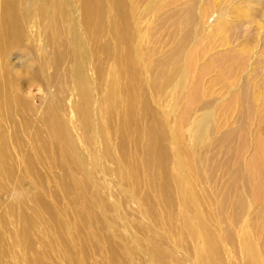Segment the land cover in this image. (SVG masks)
Returning a JSON list of instances; mask_svg holds the SVG:
<instances>
[{
    "label": "rangeland",
    "instance_id": "rangeland-1",
    "mask_svg": "<svg viewBox=\"0 0 264 264\" xmlns=\"http://www.w3.org/2000/svg\"><path fill=\"white\" fill-rule=\"evenodd\" d=\"M197 1L195 14L204 18L192 30L191 50L196 58L203 54L197 70L189 80L180 76L178 82L187 85L174 88L178 76L170 66L156 98L143 86L148 91L135 95L144 107L138 105L131 119L122 89L110 95L109 65L103 77L94 68L88 53L96 40L90 48L83 40L75 43L68 18L58 26L32 9L13 44L0 0V264H248L247 242L256 250V264H264V185L255 197L242 182L231 185L235 160L245 171L254 170L253 187L260 180L256 175L264 181V0ZM18 8L25 17L26 10ZM134 10L141 31L137 44L147 50L155 14L141 21L142 6ZM209 11L213 16L207 19ZM109 28L103 26L106 35ZM177 40L179 35L165 51ZM238 55L250 59L242 68L240 60L233 63ZM80 66L94 102L89 119L82 118L73 74ZM169 76L172 86L164 83ZM242 84L249 87L251 106L234 102L243 95ZM50 108L71 144L66 160L49 127L55 121ZM156 125L163 142L155 153L163 163L148 166L139 140L146 141ZM243 126L245 136L235 138L239 154L227 162L222 137ZM194 157L200 179L186 170Z\"/></svg>",
    "mask_w": 264,
    "mask_h": 264
},
{
    "label": "bare ground",
    "instance_id": "bare-ground-1",
    "mask_svg": "<svg viewBox=\"0 0 264 264\" xmlns=\"http://www.w3.org/2000/svg\"><path fill=\"white\" fill-rule=\"evenodd\" d=\"M2 1H3V5H4V8H2V17H3L2 20H3L4 26H5V32L9 38V42H11L13 44H15L18 41L20 34L23 32L22 27L26 26L25 23H27L26 21L30 18V14H31L32 9L36 10V13L38 14L39 17L47 18V20L53 19L55 22L58 23V26H61V25H63V23H66L65 18H68L69 22H71L70 26H72L74 28L75 43L83 40V42H85V46L87 48L88 47L90 48L89 42L96 40L95 44H92V45H94V48L93 49L90 48L89 49L90 53H88V54H91L93 59H94L93 60L94 61V68L97 71L98 76H101V73H102L101 71L103 70V68H105L107 70L108 65H109V71L112 72V77H114L113 78V85L111 84V88H110V90H113V91H111L112 94H110V95H112V97H113L116 94L114 92L115 90H117V92H118L120 89H122V91L124 93L122 103L126 105V107L128 109L127 111H129L130 114L132 113L131 119H133L132 117H135V119L137 118V116L135 115L136 114L135 109L136 108L138 109V105H140V104L142 105L144 103V102L140 103L138 101L141 98V96H139L140 98L138 99L137 96L135 95V94H140L139 92H141L142 88H143V90L145 89L143 86L146 85L145 87L148 88L151 92L155 91L154 96H155V98L158 97V93L160 92V90H159L160 88H158V86L160 84L159 80H161L163 77H165L166 72L170 66L172 67V70L175 72V74L178 76V78L175 79L176 82H175L174 88L177 87L178 84H180L182 86L187 85L184 82H178L179 77L185 76V78L187 80H189V78L192 76L191 75L192 71L193 70L195 71V69L197 70V65H196L197 60L200 58V56L203 55V54L199 53L197 58H196L197 52H193L191 50V48H192L191 46L193 45V42L195 40L193 33H192V30L195 27L201 25L202 21L204 19L203 16H201V15L199 16V15L195 14V12L197 10H199L200 6H201V2L197 1V0H178V1H175V0H134V1H132V0H24L22 4H21L22 0H2ZM176 2H178V4H176ZM19 5H21V7H23V9L26 10L25 17H21L19 15V12H17L19 9L18 8ZM136 5L142 6V8H143L141 21H142L143 17L150 18L155 14L154 21L151 25L152 29L150 31V34H151V39L149 40L150 46L147 50H141L137 44V39L139 38L137 34H138V32H141V31H140L139 25L135 26L136 18H135V13H134V11H135L134 7ZM207 5H210V3L209 4L207 3ZM45 8H46V10H45ZM49 8H51L53 10H50ZM173 10H176L175 14L173 13ZM211 16H213V12L209 11L206 14V18L209 19ZM108 25L110 28H109V31L106 35L104 33L103 26L107 27ZM226 31H227V28H226ZM198 33H197V35H198ZM161 34H163V36L159 37V35H161ZM245 34H247L246 29H245ZM81 35H82V37H81ZM176 35H179V40L176 41L175 46H173L170 50L165 51V48L169 45V43L174 41ZM103 39L108 41L109 43H112V45L105 43ZM247 41L250 42V40H247ZM82 45H84V43L80 44L79 46H82ZM206 50L207 49H203L202 51L205 52ZM77 52H79V51H77ZM234 54H235V52L232 51L231 55L234 56ZM248 57L249 56L240 58L239 55L237 57H232L233 63L240 60L241 61L240 64H242V65H240L239 67L242 68L243 66L246 65V62H248L250 60ZM59 63H61L60 58L56 57L54 65L57 67L59 65ZM80 65H82V64L80 63ZM84 67H85V65H84ZM236 68H235V70H236ZM151 70L155 71V74H154V72L151 74L150 73V72H152ZM231 71H233V69H231L230 72ZM103 73H102V77L104 76ZM139 73L140 74L142 73V75H139ZM149 73L151 75H154V77L150 76ZM73 74L76 78L78 89H79V92L81 93V97H82V102H81L82 106L80 107L82 118L83 119H89L88 118L89 108L94 103V102L92 104L90 103V95H91L90 93L91 92H89V90H88L89 89L88 87H90L89 82L85 79L84 69L82 66L77 67ZM156 74L158 75L157 78L155 77ZM201 74L203 75V73H201ZM144 75H147V76L149 75L150 78H146V80H144V78L146 77ZM170 75H171V73H170ZM152 77L155 79H151ZM169 77L164 78V81L166 79V82H164V83H166L168 86H172L174 79L172 78L173 76L170 78ZM118 79H119V81H117ZM196 81H198V80H196ZM200 81L201 80H199L198 82L200 83ZM195 84H197V82H195ZM115 86H117L116 89H115ZM242 86H244V85L242 84ZM164 88H165V86H164ZM145 91L147 92L148 90H144V92ZM185 91H186V88H185ZM96 92H97V90H96ZM242 94L243 95L236 97L234 102L241 101V103L251 106L249 87L248 86L243 87ZM142 95L144 96V93ZM191 98H193V97L188 96L187 101H190ZM194 98L193 99L196 100L197 96L195 95ZM106 99H107V97H106ZM141 100H142V98H141ZM147 102H149V101H147ZM89 103H90V106H89ZM186 104H187V102H186ZM105 106H106V108L109 107L107 105H105ZM148 109H150V108H147L146 112H148ZM124 111H125V109H124ZM150 111H152V110H150ZM50 112L52 113V116H53V117H51V119H55V121L52 120L49 127H50L52 133L55 135V138L57 139L56 142H58V141L61 142L60 154L63 155L64 159L66 160L68 158V153L70 152V149H71L70 148L71 144L67 140V137L65 136L66 135L65 130L61 127L62 124L60 125V122L58 120L59 118L56 115H54L51 108H50ZM108 112L109 111H107L106 113L108 114ZM137 112H139V111H137ZM143 112H145V111H143ZM79 113L80 112H78V115H79ZM93 113H94V111H93ZM150 113H152V112H150ZM107 114H106V117H107ZM146 114L148 115L149 113H146ZM152 115L153 114H151V115L149 114V117L150 116L152 117ZM92 116H90V117H92ZM140 116H142V115H140ZM111 118H113V117H111ZM154 119H156V117ZM121 120H122V118H121ZM85 122L86 121L84 120V123ZM204 123H205V119L204 118L200 119L199 126L201 124H204ZM88 124H91V123H87L86 125H88ZM85 128H87V126ZM245 129H246V127L243 126V127L236 129L235 131H230V132H227L225 135H223V137H222L223 148H224L225 155H227V159H229L227 162H230L233 159V154L235 152L237 154H239V149L237 152L236 151L237 147L234 146L235 140H236L235 138H239V137L242 138L243 135L245 136V134H243ZM197 132H198V130H197ZM246 134H248V132ZM201 135H204V128L201 131ZM146 136H147L146 141H144L143 139L139 140L142 147L147 150V157L149 160L145 161L146 165L156 166L158 164L159 166H162V163H163L162 157H158L159 154L157 155V153H155V151L158 148H161V146H162L163 131L161 129H159L157 127V125L152 126L149 128ZM241 138H239L238 140H240ZM247 138L248 137H246L245 139H247ZM56 139H54V140H56ZM243 139H244V137H243ZM243 143H244V141H243ZM261 144H260V147H261ZM58 145H60V144H58ZM244 145H246V144H244ZM123 146H124V144L122 145V147ZM241 147H243V146H241ZM262 148L264 149L263 145H262ZM73 149H75V148H73ZM243 149H245V148H243ZM261 150H260V154H261ZM262 151H264V150H262ZM183 152H185V153H183L184 159L190 160L191 157L187 154V152L184 150H183ZM71 153H72V150H71ZM256 156H258V155L256 154ZM241 158H243V157H241ZM241 158H239V159L241 160ZM255 158H257V157H255ZM258 158H259V156H258ZM263 158H260L259 160H261ZM193 159L194 160H192L191 163H187L186 170L190 174L192 172H195V177L200 179L199 178L200 174L199 173H198V175L196 174V171H199L198 168H199L200 164L196 162L197 160L195 159V157ZM253 161L255 162L258 160L251 159V163ZM65 162H63V163H65ZM227 162H225V163H227ZM263 164L260 163L259 165L262 166ZM64 165H66V164H64ZM249 165H250V163H249ZM254 165H257L259 167L258 163L257 164L255 163ZM127 167H129V166H127ZM245 168L241 166L239 160L237 162L235 160V170H234L235 175L231 176V181H232L231 185L234 184V186H233V188H234L237 186V183L239 184L240 182H242L243 185L246 187V189L248 191H251V193L254 194L256 189H258V192H260L261 189H259V188H262V185H264L263 184L264 181L262 180V178L258 177L259 175H256V178H259L260 180H262L263 183L260 182L259 179H257V180H259V182L257 181L259 184L255 183V184H257L256 185L257 187H253V184H254L253 179H255V178H254V176H252V174H250V171L252 172V170L249 171V169H248L249 172H247V171H245L246 170ZM256 170H257V168H256ZM263 171L259 172L260 176L264 175V173L262 174ZM0 172H3V171H0ZM253 172H254V170H253ZM255 174H253V175H255ZM187 177L189 180H191L189 175ZM128 179L131 182L132 181L134 182L136 180L135 178H130V177H128ZM136 182H137V180L135 181V183ZM252 196L255 197V194ZM185 200H186V198H185ZM24 218H26V217H24ZM24 223H25V221H24ZM187 224L189 225V221L187 222ZM27 231H28V229H27ZM245 246H246V253H247L246 255L248 256V258H247L248 264H256V262H257L256 261V255H255L256 250L254 249V247L252 246V244L250 242H247V244Z\"/></svg>",
    "mask_w": 264,
    "mask_h": 264
}]
</instances>
